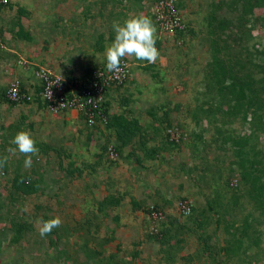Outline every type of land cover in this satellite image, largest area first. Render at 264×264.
<instances>
[{"label":"trees","instance_id":"obj_1","mask_svg":"<svg viewBox=\"0 0 264 264\" xmlns=\"http://www.w3.org/2000/svg\"><path fill=\"white\" fill-rule=\"evenodd\" d=\"M162 1L165 3L168 0ZM172 1L173 5L169 7L175 10L179 17L178 20L168 11L167 6L164 4L162 5L163 7L159 6L160 0H59L58 3H53L54 19H51L49 17L50 14L43 12L41 9L34 8L33 5L29 4V0L0 1V9L7 8L13 13L17 12L19 20L23 17L29 18V27L23 24L19 25L17 34H20L23 38H29L30 44L37 43L39 38H43L44 45H48L50 42L49 36L57 35L58 31L62 29L68 36L71 33L74 35L76 32L75 38L73 36L70 39L68 38V43H71L70 48L64 54L65 60L59 63L63 72L61 73V71L55 69L50 64H45V66L53 67L68 82L80 83L79 86L82 85L81 83L88 81L97 68L106 67V58L100 61L97 60V53L103 51L105 43L113 42L115 38L112 29H109L108 33H106L107 30L93 31L94 25L92 22L98 16H102L100 18L101 21L106 22L112 28L113 23L110 21L112 17L113 20L120 21L123 24L130 17L128 13L135 6L137 11L143 10V15L152 19L157 31L162 33L163 37L171 36L176 41L175 44L177 46L185 44L189 48L198 33H205L204 38L207 43L206 46L210 59L202 66V77L198 83V88L195 90L193 107H191V100L189 104L185 105V108L189 112L191 108L194 116H197L198 112H202L203 116L210 118L230 117L228 119L229 122L239 117L240 120L248 124L249 131L243 134H232L231 132L223 131V126L217 129L218 135L222 133L223 140L230 142V147L235 155L234 162L238 166L239 184L237 186L231 184V180L234 177L231 165L228 168L227 166L222 168L223 170L213 165L210 167L207 165L203 167L204 172L201 176L193 180L194 182H203L204 186L206 184L209 185L208 192L201 193L204 197V204L194 205L190 201L189 194H182L176 201V207L179 209L181 203L188 205L190 211L185 213L184 216L192 217L193 221L201 227L209 219L218 215L214 218V221L219 226V219L226 216V212L220 213V211L228 210V212H234L237 208L241 210V207H244L242 198L244 197L249 200L253 205V210L250 213L244 214L239 224L233 219L228 222V225H225L226 231L230 233V239L232 240H228L225 246L219 247L218 253L219 250H223L229 254L234 250L237 251V248H241L242 259H250L253 253H249L246 247H261L259 244L260 240H262V234L256 230L255 222L264 220V144L261 146L258 142L259 133L264 132V48L258 49L253 46V48L249 49L248 41L252 38V27L256 23H260V25L264 24V12L260 16L254 15L255 8H264V0H211L209 9L201 0ZM187 3H189L190 8L196 7V14L198 15L196 23H194L195 20H190V22L183 18V9L187 7ZM159 10H163V13H166L162 19L157 15V11ZM223 10L229 13L232 12L233 16H226V14L221 12ZM137 14L135 13L134 15ZM104 15L106 18H103ZM170 20H172V23H178L179 25L178 27L176 25L173 33H169L162 28V23L164 25L165 21ZM31 28L34 30L33 33L27 30ZM71 29L73 32H71ZM42 31L46 32V35L43 37L41 36ZM84 32L85 34H83ZM95 33L98 35L94 36ZM87 34L94 38V41L91 40V47L89 45L83 46L79 43L83 37L86 40ZM75 40L78 42H75ZM0 42L2 41L0 40ZM158 42L161 43L160 41ZM82 57H87L89 64L84 65L83 61H81ZM122 60L129 64L130 73H133V63H129L125 58ZM42 62L40 60V63ZM77 63L78 67H83L82 73L75 72ZM75 64L76 66L73 67ZM158 71L159 69L156 70L154 75L157 78L156 82H158V85L154 87V93L159 96L158 98L163 96L164 100H167L163 105L150 103L148 107L144 108L143 102L137 105L142 99L139 95H135V92L138 93L139 91L141 93V90H132L128 86L129 79L132 76L131 73L124 81L119 83L110 82L102 90L101 100L98 101L97 105L91 107L92 112L99 117V123L92 126L94 128L87 129L85 126V129L82 125V127H77L78 122H76L72 130L70 128L62 130L63 135L68 134L67 136L70 139L80 141H82L81 137L84 132L86 140L97 146L98 149L96 151L98 153L96 154L100 160V164L103 161L102 157L105 156L108 165L112 164L115 167H119L117 178L121 177L125 182H128L129 178L125 176L122 166L126 165L129 169L130 179L136 181L144 179L147 181L153 179L156 174H159L163 163H168L166 156L170 154H166L167 152L165 151H168L170 146H175L178 150L182 148L183 134L181 138L176 140L172 139L169 132V129H178L179 127L178 123H174L175 121L172 116V113H175L177 117L178 113L176 111H179V108L174 112V109L169 107L170 99L165 98V95H167V92H170L172 87L167 85L170 81L169 73L171 72L165 73L163 69L162 72ZM35 79L37 83L34 86L32 85L35 88V94H33L35 97L31 96L30 100L27 98H22L19 101L10 100L6 96V89L0 91V98L9 105L42 101L39 93L43 88V82L39 81L36 75ZM189 84L193 87L192 83L189 82ZM24 85V81L21 80V92L29 94L28 88ZM182 87L185 90L188 89V85H183ZM168 94L172 95L171 93ZM44 103L46 104L45 108H48L47 102L45 101ZM175 106L178 107V104L176 103ZM69 111L70 109L61 110L56 114L61 115ZM144 114L147 115V120H144ZM79 115L81 119L84 118L81 113ZM81 119L79 120L81 121ZM224 122L221 124L224 125ZM56 136V133L53 135L49 133L42 138L37 136L38 138L36 139L34 137L38 140L36 146L39 149V153H44L45 155L52 151L60 152L59 148L61 144H63L62 146L67 145L65 141L63 143L55 142L58 139ZM196 150H198V146L194 144L192 154L194 152L196 154ZM19 155L23 160L16 161L17 163L19 162L17 167L10 169L11 159H9V155L6 154L4 149L0 151V159L5 156L8 157L7 163L4 164L3 168H0V177L6 179L7 183L2 185L0 183V197L3 196L0 198V209H6V214L0 213V219H3L2 216H4L5 222L7 212L9 214L7 219L9 227L4 228L2 231L0 230V234H6V230L10 231L8 246L13 248L15 244H20L26 232L34 226L20 216L15 217L11 215L12 207H15L14 205L17 204L16 202L19 197L22 198L25 195L40 192L41 185L45 183V177H43V171L39 169H42V165L49 162L46 157L43 159L39 158L42 160L37 162L36 156H33L32 164L36 166L33 167L34 169L32 168L34 175H31L29 174V169L21 168V163H24L25 157L22 154ZM60 155H63L58 159L60 163L65 157L68 158L65 152ZM126 157L127 160L124 159ZM78 158L81 159V157ZM65 164L63 160V165L60 166L72 182L75 183L77 178L83 179L85 176L89 179L97 180L98 163H84V161L70 159ZM10 171L11 174L8 175ZM106 179L109 180V177ZM203 187H199V192H201L200 189ZM147 190L148 188L145 191ZM139 195L137 197L134 196L135 199L132 201L134 208H142L143 204L145 205V213L148 215L152 210H161V208L154 204L150 208L151 204L148 203V194L144 195L141 192ZM117 203L118 199H115V197L111 198L109 195L98 201V204L103 209L108 205H116ZM39 206L37 205L36 207ZM81 215L83 218L82 223L78 222L79 226L73 228L76 233L78 232V235L86 234L89 229H84L82 226L84 224L87 227L90 220L87 212L81 210ZM48 219L50 218L46 215L42 217V220L46 221ZM229 227L231 231L228 229ZM66 231L67 229L59 226L46 235L49 236V245L51 247L54 246L56 250H60L57 256H51V258L53 257L55 262L61 264V257H65L64 264H74L69 260L73 259L71 253L66 248L61 249L58 246V241L66 234ZM51 234H54V237ZM83 237L85 240L83 243H80V249L83 251L84 261L77 259L74 261L75 264H126L124 257L120 255L122 252L120 246H117L115 252L104 251L99 247V244L91 249L87 241L89 237ZM110 240L107 239L106 242ZM165 240L167 241L168 239ZM206 241L205 243H207ZM216 252L212 251L213 254ZM130 253H132L133 257H136L140 254V251L135 249ZM46 254L51 255L53 253Z\"/></svg>","mask_w":264,"mask_h":264},{"label":"rangeland","instance_id":"obj_2","mask_svg":"<svg viewBox=\"0 0 264 264\" xmlns=\"http://www.w3.org/2000/svg\"><path fill=\"white\" fill-rule=\"evenodd\" d=\"M58 1L29 0V4L33 5L36 9H41L43 12L50 14L49 17L54 19L53 3H58ZM201 1L209 9L211 0ZM189 6V3H187V7L183 9V18L186 21L195 20L194 23H196L198 16L196 14V7L190 8ZM221 12L226 14V16H233L232 12L229 13L224 10ZM263 12L264 8L262 7L254 9L255 16H260ZM135 13H138L137 15L144 14L143 10L137 11L136 7L133 6V10L128 15L134 16ZM15 14L18 13L15 12ZM101 17H96L92 22L94 25L93 31L107 30L106 33H108L109 29H112L114 32L113 27L111 28L106 22L101 21ZM103 18H106V16L104 15ZM110 21L113 23L116 20H113L112 17ZM117 22L121 23L120 21ZM71 32H73L72 29ZM75 33L74 35L73 33L69 34L68 38L70 39L72 36L75 38ZM65 34L62 33V36ZM204 34L198 33L189 48L185 44L177 46L175 44L176 41L171 36L163 37V34L157 31V40L161 43L156 41V47L160 53L156 63L149 64L147 61L125 58L129 63H133V67L137 72H140L137 78H132L131 76L129 79L130 82L136 79L139 80L140 85H137L136 82H128L132 90H141V93L138 91V93L135 92V95L141 97L142 101H139L137 105L143 102V108L148 107L150 103H155L156 105L166 103L167 100H164L163 96L158 98L159 96L154 93V87L158 85V82H156L157 78L154 75L157 69H159L158 72H162V69L165 73L171 72L169 73L170 81L167 85L172 87L170 92H167V95H165V98L170 99L169 107L173 108L174 112L179 108V111H176L178 113L177 117L175 113H172V116L175 121L173 122L179 124L178 132L183 134V150L182 148L178 150L177 147L170 146L168 151H165L167 152L166 154H170L166 156L168 163H163L159 174H156L153 179L147 180L149 183L144 179H140L139 181L130 179L129 169L126 165L122 166L125 176L129 178L128 182H125L121 177L117 178L119 167H115L112 164L108 165L105 156L102 157L103 161L100 164V160L96 154L98 153L96 151L98 148L89 142V140H86L84 132L81 137L82 141L77 139L72 140L67 136L68 134H62V138L55 140L57 143L65 141L67 144L65 146L61 144L59 148L60 152L52 151L45 155L44 153L36 155L37 162H40L45 157L49 160L48 163L42 165V169H39L43 171V177H45V183L41 185L42 191L40 190L39 193L32 195H25L22 198L19 197L16 202L17 204L14 205L15 207H12L11 215L24 218L29 223H32L34 227L26 232L20 244H15L14 248L8 246L10 231L6 230V234H0V264H59L54 261L53 257L57 256L60 250H56L54 246L51 247L49 245V236L41 237L39 234L40 222L45 215L50 219L57 216L60 217L62 221L60 226L63 229H67V235L62 236L61 240L58 241V246L61 249L66 248L71 253L73 259L69 260L74 264V261L77 259L84 261V254L80 249V243H83L85 240L83 236L89 237L87 241L91 249L99 244L102 250L115 252L117 246H120L122 251L120 255L124 257L126 264H264V220L255 222L256 230L262 234V240H260L259 245L263 249L258 246L246 247L249 253H255L254 255L252 254L250 259H242L241 248H237V251L234 250L229 254L223 250H219L218 253L219 247L225 246L228 240H232L230 239V233L226 231L225 225H228V222L233 219L239 224L241 217L253 210L252 203L246 198H242L244 207H241V210L237 208L234 212H228V210L220 211V213L226 212V216L219 219V226L214 221V218L218 215L209 219L201 227L193 221L192 217L182 215L176 207V201L182 194H189L190 201L194 205L204 204V197L201 193H207L209 185L206 184L204 186L203 182L199 183V181L194 182L193 180L201 176L204 172L203 167L207 165L208 167L213 165L221 169L226 166L228 168L231 165L234 176L231 184L234 186L239 184L238 166L234 162V152L230 147V142L223 140L222 133L218 135L217 129L223 126V131H228V133L231 132L232 134H243L249 131L248 124L240 120L239 117L229 122L228 119L230 117L210 118L203 116L202 112H198L197 116H194L191 108L190 112L185 108V105L189 104L191 100V107H193L195 90L198 88V83L202 77V66L210 59ZM95 35L98 34L95 33ZM251 36L252 38L248 41L249 49L253 48V46L258 49L264 48V24L260 25V23H256L251 29ZM91 40L94 41V38L88 35L86 40L83 37L79 43L83 46L89 45L91 47ZM75 42L78 41L75 40ZM111 43L110 41L108 44H104L103 51L97 53V60H104L106 49ZM40 44L39 40L37 46ZM30 48L32 51H36V46L33 44H31ZM58 50H60L59 47ZM50 58L54 59V61H45L44 63H39V65L50 64L55 69L59 68V71L62 73L63 69L61 70L59 66V63L63 62L62 57L55 59L52 55ZM27 60L29 61V59ZM81 61H83L84 65L89 64L87 57H82ZM77 66H79L78 63ZM14 76L16 74L9 76L6 81L18 78ZM19 79L21 80L22 78ZM189 82L193 84V87H191ZM183 85H188V89H183ZM168 93L172 95L170 96ZM176 103L178 107L175 106ZM143 117L144 120L148 118L146 114ZM223 121H225L224 125L221 124ZM77 124V127L83 126L85 128V123L82 119ZM258 142L261 146L264 144V132L259 133ZM194 144L198 146L196 154L195 152L192 154ZM0 147L6 149L1 144ZM61 150L63 151L62 153ZM64 152L68 156V158L65 157L63 159L64 165L70 159L84 161V163H98L97 180L89 179L87 176L83 179L77 178L75 183L69 180V176H66L65 171L60 166L63 165V160H61V163L58 160L63 156L60 154H64ZM6 154L10 153L6 152ZM78 157H81V159ZM39 158L42 159L40 160ZM124 159L127 160V157ZM10 168L14 169L12 165ZM21 168H25L23 163H21ZM9 174H11V171ZM107 177H109V180L106 179ZM0 178L1 185L5 184L6 179ZM199 187H203L201 188L202 190L200 189L201 192H199ZM146 188H148L147 191H145ZM141 192L144 195L148 194L149 204H154L161 208L163 215L160 220H153L146 214L145 205L143 204L142 208L136 209L133 207L132 201L135 199L134 196H140ZM191 192L192 194H190ZM110 193L113 195L112 197L118 196V203L116 205H108L103 209L98 204V201L107 195L111 197ZM37 205L40 206L36 207ZM81 210H85L90 218L87 227L84 224L82 226L84 229H89L86 234L78 235V232L76 233L73 228L79 226L78 222L82 223L83 221ZM125 210L127 213L123 215L122 213ZM5 211V208L0 209L1 214H6ZM8 217L9 214L7 212L5 222L4 216H2L3 219H0L1 231L9 227V223L7 222ZM228 229L231 231L230 227ZM51 235L54 237V234ZM107 239L111 240L106 242ZM165 239L168 240L166 241ZM205 240H207V243H205ZM135 249L140 251L141 255L138 254V256L133 258L130 252ZM213 250L217 251L216 253L218 254H213ZM46 253L53 254L47 255ZM51 256L53 257L51 258ZM64 258L61 257V264H64Z\"/></svg>","mask_w":264,"mask_h":264},{"label":"crops","instance_id":"obj_3","mask_svg":"<svg viewBox=\"0 0 264 264\" xmlns=\"http://www.w3.org/2000/svg\"><path fill=\"white\" fill-rule=\"evenodd\" d=\"M21 24L29 27V18L26 19L23 17L19 20L17 14L13 13L11 10L7 8L0 9V40L2 41L0 42V91L7 89L9 83L13 80L9 79L7 82L6 79L12 74H16L14 77L22 78L21 80L24 81V86L27 87L29 93L33 95L35 94L33 91L35 88L33 86L37 83L34 72L40 60L43 61L42 63L45 61H54V59L50 58L52 55L55 59L62 57V60H64V54L69 50L68 46L70 48L71 43H68L69 40L67 38L69 36L67 34L62 36V33L65 32L60 28L62 30H59L57 35L49 36L50 42L48 45H44L43 38H39L41 44L37 46L39 40L37 43H33V45L36 46V51H32L29 38H23L20 34H17L19 25ZM27 30H30L31 33L34 32L33 28ZM45 35L46 32L42 31L41 36L43 37ZM44 47L46 48L44 49ZM58 47L60 50H58ZM26 58L29 59V61ZM76 67L77 69L75 72H83V67ZM57 69L59 70V68ZM139 74L140 72L134 69L132 78H137ZM133 82L140 85L137 79ZM130 83H128V86L131 89ZM33 97H35V95H33ZM45 105L46 104L42 101L30 102L29 104L9 105L0 98V144L2 147L6 148L4 151L10 153L8 154L9 159H11L10 167L11 165L13 168L17 167L19 162L17 163L16 161L23 160L19 152L13 154L8 151L9 148L15 147V145L11 144V140L18 131H29L36 142L38 141L36 140L38 137H45V135L49 133L52 135L56 133V137L60 139L63 134L62 130L65 128H70L72 130L73 126L76 125L75 123L79 122V119H81L80 113L76 110H70L61 115H51L46 110ZM34 137H36V139ZM2 149L3 148L0 147V151ZM35 166L36 165L32 164V167L29 169V174L34 175L33 167ZM110 196L113 198L111 193ZM115 197L118 199L117 195H115ZM126 213L127 211L125 210L122 214L126 215ZM139 255H141V253ZM131 257H133V255Z\"/></svg>","mask_w":264,"mask_h":264},{"label":"built area","instance_id":"obj_4","mask_svg":"<svg viewBox=\"0 0 264 264\" xmlns=\"http://www.w3.org/2000/svg\"><path fill=\"white\" fill-rule=\"evenodd\" d=\"M6 1V0H0ZM172 0H168L164 3V1L160 0L159 6L165 5L174 16L175 19L178 20L179 17L176 14L174 9H170L173 5ZM170 6V7H169ZM163 7V6H162ZM159 18H163V10L157 11ZM162 23V22H161ZM165 24L162 23V28L167 30L169 33L174 32V28L179 26L178 23H172V20L165 21ZM127 67H124V65ZM122 72L117 75L115 73H110L107 68H97L94 73H92L91 78L81 83L82 85L79 86L80 83H72L68 82L66 78L61 75L60 73L56 72L53 67L41 65L39 66L36 71L35 75L42 81L43 88L41 89L39 95L40 97L47 102L48 109L53 113H58L59 111L63 110H76L80 112L85 122L93 126L98 122L99 117L92 112L91 107L97 105L98 101L101 100V92L106 87L107 84L110 82L112 83H119L124 81L130 76V68L129 64L122 60L121 61ZM60 79L58 82H56ZM51 93V98H47V93ZM6 96L10 100L19 101L22 98L31 99V94L26 92H21V81L17 78L13 79L7 90ZM91 121V123L89 122ZM172 139L179 138V132L175 129H169ZM179 206V210L182 214H185L190 211V207L185 203H181ZM152 215L154 217L159 216L160 212L153 211Z\"/></svg>","mask_w":264,"mask_h":264},{"label":"clouds","instance_id":"obj_5","mask_svg":"<svg viewBox=\"0 0 264 264\" xmlns=\"http://www.w3.org/2000/svg\"><path fill=\"white\" fill-rule=\"evenodd\" d=\"M112 27L115 32V38L105 52L106 68L110 73L119 75L122 72L121 61L124 58H135L138 61H147L149 64L157 62L160 56L159 50L156 47L157 28L150 17L142 14L130 16L123 22V24L114 21ZM39 66L41 65H38L37 68ZM124 67H127V65L125 64ZM59 80L60 79L56 82ZM33 91L35 92V90ZM46 97L51 98V93H47ZM42 101L45 102L43 99ZM46 110L51 115H57L51 112L48 108H46ZM82 120L87 128H94L88 125L84 118ZM89 122L91 123V121ZM181 135L182 134L179 133V138H181ZM11 144L15 145V147L9 148L8 151L13 154L16 152L22 154L25 157L24 167L26 169H30L33 163L32 157L38 155L39 153L36 141L33 139L31 133L23 130L18 131L12 138ZM7 160V156L0 159V168H3L4 164L7 163ZM150 208H152V204L150 205ZM153 211L160 212V215L154 217L152 215ZM152 212L149 213V216L153 220L161 219V216L163 215L161 210L155 209L152 210ZM61 223L62 221L59 216L46 221L42 220L38 229L40 236L45 237L50 234L53 229L58 228Z\"/></svg>","mask_w":264,"mask_h":264}]
</instances>
